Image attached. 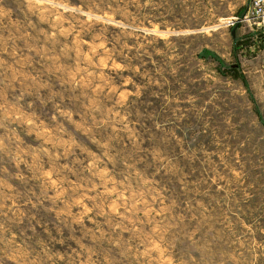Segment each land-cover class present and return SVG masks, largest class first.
Masks as SVG:
<instances>
[{
	"label": "rangeland",
	"instance_id": "1",
	"mask_svg": "<svg viewBox=\"0 0 264 264\" xmlns=\"http://www.w3.org/2000/svg\"><path fill=\"white\" fill-rule=\"evenodd\" d=\"M249 3L0 0V264H264Z\"/></svg>",
	"mask_w": 264,
	"mask_h": 264
},
{
	"label": "built area",
	"instance_id": "2",
	"mask_svg": "<svg viewBox=\"0 0 264 264\" xmlns=\"http://www.w3.org/2000/svg\"><path fill=\"white\" fill-rule=\"evenodd\" d=\"M247 13V18L264 34V0H250ZM230 24H233L232 20Z\"/></svg>",
	"mask_w": 264,
	"mask_h": 264
},
{
	"label": "crops",
	"instance_id": "3",
	"mask_svg": "<svg viewBox=\"0 0 264 264\" xmlns=\"http://www.w3.org/2000/svg\"><path fill=\"white\" fill-rule=\"evenodd\" d=\"M247 8H248V5H247ZM247 8H246V10H247ZM250 24H252V23H249V25H250ZM249 27H250V29L254 32V29L252 28V26L250 25ZM254 38H255V35H254ZM254 38H253V42H255L256 39H258V38H262V40H263L262 42L264 43V34H263V33H262V35H261L260 37H256V39H254ZM243 46H244L243 49H245V48L248 49V48L251 46V44L248 43L247 45H243ZM250 49H251V47H250Z\"/></svg>",
	"mask_w": 264,
	"mask_h": 264
},
{
	"label": "water",
	"instance_id": "4",
	"mask_svg": "<svg viewBox=\"0 0 264 264\" xmlns=\"http://www.w3.org/2000/svg\"><path fill=\"white\" fill-rule=\"evenodd\" d=\"M240 17H243V16L241 15ZM236 27H237V25H235L234 28L231 31L232 36H234V30H235Z\"/></svg>",
	"mask_w": 264,
	"mask_h": 264
},
{
	"label": "trees",
	"instance_id": "5",
	"mask_svg": "<svg viewBox=\"0 0 264 264\" xmlns=\"http://www.w3.org/2000/svg\"><path fill=\"white\" fill-rule=\"evenodd\" d=\"M242 44H243V43H241V42L239 43V41H237V42L235 43L236 46H241Z\"/></svg>",
	"mask_w": 264,
	"mask_h": 264
}]
</instances>
